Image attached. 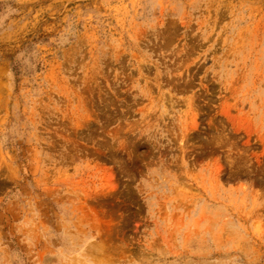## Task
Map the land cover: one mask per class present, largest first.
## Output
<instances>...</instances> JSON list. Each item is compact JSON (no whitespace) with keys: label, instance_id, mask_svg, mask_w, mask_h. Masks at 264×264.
<instances>
[{"label":"rangeland","instance_id":"374dc122","mask_svg":"<svg viewBox=\"0 0 264 264\" xmlns=\"http://www.w3.org/2000/svg\"><path fill=\"white\" fill-rule=\"evenodd\" d=\"M0 264H264V0H0Z\"/></svg>","mask_w":264,"mask_h":264}]
</instances>
